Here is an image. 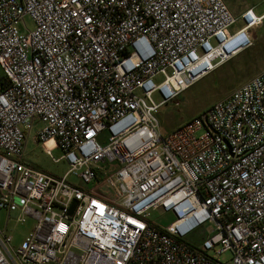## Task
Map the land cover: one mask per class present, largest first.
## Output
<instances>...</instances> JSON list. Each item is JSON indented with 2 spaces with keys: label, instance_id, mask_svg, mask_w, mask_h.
<instances>
[{
  "label": "built area",
  "instance_id": "built-area-1",
  "mask_svg": "<svg viewBox=\"0 0 264 264\" xmlns=\"http://www.w3.org/2000/svg\"><path fill=\"white\" fill-rule=\"evenodd\" d=\"M263 19L223 0H0V264H264V70L169 133L157 119ZM33 129L62 177L25 162ZM11 213L34 222L18 247Z\"/></svg>",
  "mask_w": 264,
  "mask_h": 264
},
{
  "label": "rangeland",
  "instance_id": "rangeland-1",
  "mask_svg": "<svg viewBox=\"0 0 264 264\" xmlns=\"http://www.w3.org/2000/svg\"><path fill=\"white\" fill-rule=\"evenodd\" d=\"M223 1L235 15H238L246 8H252L256 16L264 13V0ZM25 22L28 28H32V23L28 18L25 19ZM249 34L253 41L250 48L202 77L193 86L181 93L175 101L165 104L160 108L157 119L162 134L171 132L195 116H198L212 104L226 99L235 88L264 70V19L261 25L250 29ZM1 75L2 70L0 69ZM153 98L156 99V96ZM34 131L35 129L31 131L26 143L25 162L36 170L62 177L68 170V166L62 160L56 163L53 162L44 153L42 145L33 141ZM51 155L54 159H57L62 155V152L54 149ZM68 181L76 183L77 179L71 175L68 176ZM96 192L102 195L108 194V190L104 185L100 189H97ZM6 218L7 213L0 210V229L4 228ZM16 218L17 213L10 214L6 230V234L12 237V246L14 247L20 245L34 225L30 217H25L23 223H18ZM147 220L164 228L172 222L173 216L170 213L162 214L159 211L150 210ZM195 238V236L189 235L185 240L196 245L198 244V240ZM218 249L219 247L216 248V251ZM210 256L223 261L229 258L228 253L218 256L216 253L211 252Z\"/></svg>",
  "mask_w": 264,
  "mask_h": 264
},
{
  "label": "water",
  "instance_id": "water-1",
  "mask_svg": "<svg viewBox=\"0 0 264 264\" xmlns=\"http://www.w3.org/2000/svg\"><path fill=\"white\" fill-rule=\"evenodd\" d=\"M75 206H76V202L73 201V202L71 203L70 208H69V213H70V214L72 213V211H73V209L75 208Z\"/></svg>",
  "mask_w": 264,
  "mask_h": 264
},
{
  "label": "crops",
  "instance_id": "crops-1",
  "mask_svg": "<svg viewBox=\"0 0 264 264\" xmlns=\"http://www.w3.org/2000/svg\"><path fill=\"white\" fill-rule=\"evenodd\" d=\"M225 3V2H224ZM235 15V14H234Z\"/></svg>",
  "mask_w": 264,
  "mask_h": 264
}]
</instances>
